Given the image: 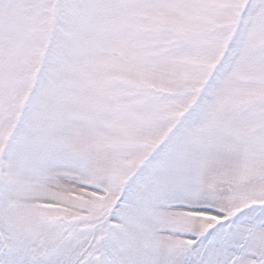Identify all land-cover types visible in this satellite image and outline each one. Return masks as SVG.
<instances>
[{
    "label": "snow or ice",
    "instance_id": "1",
    "mask_svg": "<svg viewBox=\"0 0 264 264\" xmlns=\"http://www.w3.org/2000/svg\"><path fill=\"white\" fill-rule=\"evenodd\" d=\"M0 264H264V0H0Z\"/></svg>",
    "mask_w": 264,
    "mask_h": 264
}]
</instances>
